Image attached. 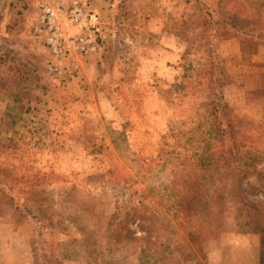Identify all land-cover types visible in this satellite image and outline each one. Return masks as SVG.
<instances>
[{"label": "rangeland", "instance_id": "obj_1", "mask_svg": "<svg viewBox=\"0 0 264 264\" xmlns=\"http://www.w3.org/2000/svg\"><path fill=\"white\" fill-rule=\"evenodd\" d=\"M41 1L71 0H0V264H162L154 254L186 246L206 264H261L260 232L229 191L220 219L192 220L190 240L165 207L186 173L161 148L192 154L212 71L264 155V0H90L105 45L61 74L37 30ZM203 5L241 30L209 33ZM170 128L176 139L164 144ZM239 175L264 203V176ZM132 232L156 243L126 240Z\"/></svg>", "mask_w": 264, "mask_h": 264}, {"label": "trees", "instance_id": "obj_2", "mask_svg": "<svg viewBox=\"0 0 264 264\" xmlns=\"http://www.w3.org/2000/svg\"><path fill=\"white\" fill-rule=\"evenodd\" d=\"M203 6L206 8L204 24L209 33L228 36L231 31L241 30L240 22L237 19H233L219 10ZM202 80L207 82L214 91L210 102L203 108L204 130L201 129L200 135H194L196 142L191 149L192 154L185 155L183 152L166 149L164 146L161 148L164 154L166 153L168 156L175 152L176 154L172 155L176 159V162L173 163L174 167L179 164L186 173V176L180 174L181 177L177 179L175 184L173 183L165 207L172 213L179 225L187 231L190 240L196 242L197 236L190 229L192 220L204 214L210 217L211 222L220 219L226 208L224 200L227 195L225 194L226 191H229L232 196L244 201L250 223L260 232L261 264H264V203L251 201L242 190V182L238 181L241 172L247 176L253 173L264 176V172L256 170V166L264 160V155L262 151L248 145L249 137H244L241 134L239 118L223 94L220 74L211 71ZM187 82L188 79L186 78L180 83V86H186ZM175 131L170 128L162 136L164 144H167L171 137L176 139ZM210 187L213 188L212 192H210ZM252 210L257 213H253ZM132 233L131 238L130 235L128 237L124 235V238L135 243L138 242V244L139 242L156 243L148 237L141 238L135 236L134 232ZM185 246L184 244L181 245V247ZM186 248L187 251L180 249L181 253L170 250L166 257H162V252L156 253L154 256L162 264H206L204 252L200 246L198 250L190 246H186ZM147 250L149 249L146 247L141 249L138 256L140 260L148 255Z\"/></svg>", "mask_w": 264, "mask_h": 264}, {"label": "built area", "instance_id": "obj_3", "mask_svg": "<svg viewBox=\"0 0 264 264\" xmlns=\"http://www.w3.org/2000/svg\"><path fill=\"white\" fill-rule=\"evenodd\" d=\"M102 17L90 0H71L65 8L41 1L37 30L53 61L50 69L61 74L75 55H91L105 43Z\"/></svg>", "mask_w": 264, "mask_h": 264}]
</instances>
